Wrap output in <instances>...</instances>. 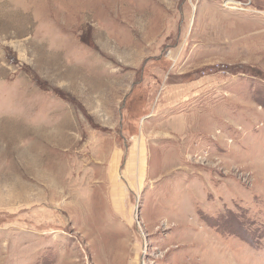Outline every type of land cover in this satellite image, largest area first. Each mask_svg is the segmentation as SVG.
<instances>
[{
  "label": "rangeland",
  "instance_id": "obj_1",
  "mask_svg": "<svg viewBox=\"0 0 264 264\" xmlns=\"http://www.w3.org/2000/svg\"><path fill=\"white\" fill-rule=\"evenodd\" d=\"M0 264H264V0H0Z\"/></svg>",
  "mask_w": 264,
  "mask_h": 264
}]
</instances>
